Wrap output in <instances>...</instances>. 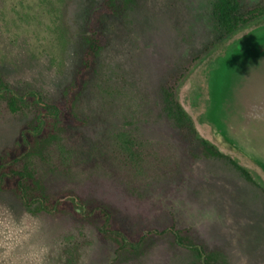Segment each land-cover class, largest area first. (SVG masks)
Segmentation results:
<instances>
[{
  "label": "rangeland",
  "instance_id": "374dc122",
  "mask_svg": "<svg viewBox=\"0 0 264 264\" xmlns=\"http://www.w3.org/2000/svg\"><path fill=\"white\" fill-rule=\"evenodd\" d=\"M103 1L0 0L3 79L61 108L77 85L65 112L68 161L53 172L36 161L35 170L51 194L74 193L92 211L89 219L31 214L0 191V264H190L168 233L146 236L139 253L113 260V244L96 229L97 205L132 240L173 225L222 264H264V173L226 149L253 182L225 158L200 156L160 113L159 88L168 84L199 135L211 139L198 121L208 103L206 74L230 41L213 45V0H134L119 15ZM89 31L101 50L84 70ZM32 113H11L0 101V154Z\"/></svg>",
  "mask_w": 264,
  "mask_h": 264
},
{
  "label": "trees",
  "instance_id": "16d2710c",
  "mask_svg": "<svg viewBox=\"0 0 264 264\" xmlns=\"http://www.w3.org/2000/svg\"><path fill=\"white\" fill-rule=\"evenodd\" d=\"M133 2L134 0H104L103 4L111 14L119 15L120 11L127 9ZM210 15L215 35L213 45L217 43L222 45L224 41L228 42V39L233 40V36L239 31L262 25L259 21L264 20V4L249 5L244 0H213ZM83 43L85 51L81 59V67L85 70L90 68L99 54L101 42L95 31H89L83 37ZM228 43L223 44L221 53ZM212 65L215 66L214 61ZM76 93L77 85L74 83L64 92L66 106L61 108L58 104L43 97L38 91H19L13 88L0 74V101L5 103L7 109L11 113L21 112L27 108L33 110L31 119L20 129L13 148H6L0 154V191L12 194L31 214L64 215L71 213L75 217L89 219L92 213L74 193L51 194L35 170L36 161L46 165L52 172L60 165H64L63 162L66 159L68 161L65 112L73 110ZM159 95L160 113L181 139L186 140V146L197 150L199 155L205 158H225L248 181L253 182L246 169L224 155L211 139L199 135L193 118L178 101L172 86L161 85ZM74 208L80 214L76 213ZM93 210H97L100 216L96 228L99 236L114 246L113 260L119 259L120 256L128 257L139 253L146 236L168 233L176 245L191 254L190 264H222L215 253L208 252L201 244H197L188 234L187 229H179L170 225L162 231L156 229L145 231L137 239L132 240L112 224L107 207L97 205Z\"/></svg>",
  "mask_w": 264,
  "mask_h": 264
},
{
  "label": "water",
  "instance_id": "95a60500",
  "mask_svg": "<svg viewBox=\"0 0 264 264\" xmlns=\"http://www.w3.org/2000/svg\"><path fill=\"white\" fill-rule=\"evenodd\" d=\"M208 69V103L198 121L219 148L264 173V24L231 40Z\"/></svg>",
  "mask_w": 264,
  "mask_h": 264
},
{
  "label": "flooded vegetation",
  "instance_id": "af4514ba",
  "mask_svg": "<svg viewBox=\"0 0 264 264\" xmlns=\"http://www.w3.org/2000/svg\"><path fill=\"white\" fill-rule=\"evenodd\" d=\"M238 154V153H237Z\"/></svg>",
  "mask_w": 264,
  "mask_h": 264
}]
</instances>
